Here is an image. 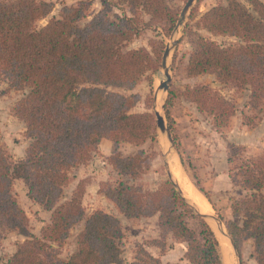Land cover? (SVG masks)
<instances>
[{"label":"trees","instance_id":"1","mask_svg":"<svg viewBox=\"0 0 264 264\" xmlns=\"http://www.w3.org/2000/svg\"><path fill=\"white\" fill-rule=\"evenodd\" d=\"M94 1L64 5L59 18L38 29L36 23L53 11V2L0 0V77L10 89L23 93L12 112L24 123L29 140L19 159L0 145V239L13 232L24 238L5 264H163L144 247L125 262L122 221L101 209L87 213L83 204L87 182L80 181L64 199L71 173L89 163L103 139L112 142L108 163L129 179L117 185L101 183L98 193L128 220L157 217L161 240L156 243L163 252L170 237L186 245L188 264H224L215 231L170 177L153 189L136 183L150 171L154 155L121 152L125 144L141 146L155 140L156 118L151 112H132L137 95L110 89H134L161 65L163 47L158 51L153 46L152 52L129 49L150 26L142 16L168 24L163 32L170 36L177 15L166 0H100L102 9L82 24ZM226 1L207 11L196 25L234 42L219 43L189 31L196 42L188 77L214 74L221 88L199 84L181 93L212 119L219 134L230 127L237 110L223 90L248 91L252 108L264 103V0ZM114 7H125L131 16L115 14ZM171 100L170 93L167 104ZM245 119L254 126L252 118ZM172 138L180 154V144ZM246 154L244 146L228 142L229 176L246 194L231 197L232 218L223 222L237 253L252 241L254 259L264 264V154ZM194 179L208 197L197 173ZM17 182L33 204L50 213L38 235L15 194ZM81 224L73 252L62 258L60 250Z\"/></svg>","mask_w":264,"mask_h":264},{"label":"rangeland","instance_id":"2","mask_svg":"<svg viewBox=\"0 0 264 264\" xmlns=\"http://www.w3.org/2000/svg\"><path fill=\"white\" fill-rule=\"evenodd\" d=\"M46 1L53 2L54 8L47 17L38 20L36 23L38 29L46 26L53 18H59L64 5H76L80 0ZM188 1L166 0L168 6L178 18L176 26L170 33V36L165 35V32H163V29L168 28V24L151 21L149 17L143 15L142 17L149 22L150 26L144 29L129 46V49L146 48L151 52L153 46L158 51H161V47H163V55L167 47L171 48L167 64L171 76L169 90L159 91L161 83L167 80L162 65L163 55L161 65L159 67L157 66V70L149 73L134 89L112 88L110 90L126 96L137 95L139 102L132 109V112H151L155 118L157 107L160 105L158 96H160L161 101V94H164L160 114L164 117L166 126L170 129L172 136H175L180 144L179 154L175 147L169 143L166 135H163L156 128L155 140H149L141 146H133L130 144L121 146V152L125 156L135 154L142 150L148 155H154L150 171L136 183L143 185L145 189L156 188L158 183L169 177V174L172 172L168 158L169 154L171 156V153L175 152L179 156L183 170L196 188L194 174L197 173L200 186L204 188L209 196L207 197L199 188L197 189L211 203L213 217L223 222V220L232 218L230 211L231 197H240L246 194L244 190L233 183L229 176L230 167L227 161L228 142L244 146L247 150V156L264 154V103L257 108H252L249 105L248 91L237 92L235 90H223V93L235 102L237 110L235 116L231 119L230 127L223 130V134H219L212 125V119L205 114H201L195 104L181 96L182 91L187 87L199 84H207L215 89L221 88L214 74H205L193 78L188 77L187 66L190 56L195 51L196 42V35L189 34V31L193 30L196 34H200L205 38H212L219 43L234 42L232 38L212 36L206 30L197 28L196 25L210 9L217 5H226V0H194L185 19L178 27V23L182 18V11ZM101 9V1H94L89 11H87V18L82 21V24L88 22ZM113 12L121 17L124 15L131 16L125 7H114ZM175 41H178V44L173 46ZM170 93L172 94V100L170 104H167ZM22 97V92L10 89L7 82L0 77V145L14 159L22 157L29 146V140L25 133V125L12 112L14 104ZM165 108H167L170 114L169 117L166 114ZM245 116L253 119L254 126L249 127L247 125L249 121L245 119ZM106 144H109L107 150L108 156L104 155ZM111 144L112 142L110 140L104 139V145L101 151L97 152L87 165L73 170L71 173V182L65 189L64 199L69 198L80 181L87 182L83 199L87 213L90 214L94 210L101 209L117 216L122 221L125 232L123 249L126 263L133 260L140 247H144L153 256L161 258L163 264H188L184 258L186 251L185 244L176 243L169 237L164 241V252L157 246L156 242L161 240V231L157 217L128 220L119 214L113 203L100 195L97 192L98 190L96 191V187L99 188L101 183L106 182L111 185H117L121 180L126 181L129 179L127 176H121L114 171L108 163L107 158L111 153ZM165 147H168L167 149L171 147L169 149L170 151L165 150ZM192 165L194 166L193 168L190 167ZM174 181L176 182V180ZM14 190L20 205L30 218L32 232L38 235L42 226L49 221L50 214L42 211L36 205L31 204L26 196L25 187L21 182L15 184ZM188 200L195 205L193 200L190 198ZM223 224L225 226L224 222ZM190 225L194 228L196 227L193 221H190ZM82 228L83 224L74 228L69 242L60 250L62 258H66L73 252L75 248V237ZM22 241H24V238L15 232L1 236L0 264H5L15 252L17 244ZM252 254L253 243L252 241H247L243 244L240 255L236 250H232L230 254L231 264H257Z\"/></svg>","mask_w":264,"mask_h":264},{"label":"bare ground","instance_id":"3","mask_svg":"<svg viewBox=\"0 0 264 264\" xmlns=\"http://www.w3.org/2000/svg\"><path fill=\"white\" fill-rule=\"evenodd\" d=\"M158 97H159L158 100L160 102V105L157 107V112L161 113L160 110H161V105H162V102L164 99V94H161V101H160V96H158ZM162 143H163V141H162ZM167 148L165 147V150ZM169 149H167L168 152L170 151ZM171 154H172L171 156L169 154L168 161H169V164L171 166V170L173 172V175L175 177L174 180H176V182L179 183V185L181 186V189L183 190L185 195H187L188 198L193 200L197 205H199L201 207V210L203 213L210 214L213 217L214 215L212 214V212H213L212 205L207 200V198L191 182V180L189 179V177L187 176V174L185 173V171L183 170V168L181 166L179 156L177 155V153L172 152ZM213 218H215V217H213ZM210 224H211L213 230L215 231L217 238L219 239L224 264H231L230 254L232 253L233 249L231 247V243H230L229 238L220 233V231L217 228L216 223L211 222Z\"/></svg>","mask_w":264,"mask_h":264},{"label":"water","instance_id":"4","mask_svg":"<svg viewBox=\"0 0 264 264\" xmlns=\"http://www.w3.org/2000/svg\"><path fill=\"white\" fill-rule=\"evenodd\" d=\"M194 0H189L187 2V4L185 5L183 11H182V18L180 20V22L178 23V27L182 24L183 20L185 19L186 17V14L189 10V8L191 7V5L193 4ZM178 44V41H175L173 43V46H176ZM170 53H171V48L170 47H167L165 52H164V55H163V62H162V65H163V68L165 70V75H166V78L167 80L166 81H163L159 87V91L160 90H164V91H168L169 90V82L171 81V76H170V72H169V68H168V59H169V56H170ZM156 115V125H157V128L160 130V132L163 134V135H166V137L168 138L169 142L172 144V146H174L173 144V138H172V134H171V131L170 129L166 126V123H165V119L164 117L159 113V112H156L155 113ZM172 173V175H171ZM169 174V177L174 181L173 179V172H171ZM175 185L177 187V189L179 190V192L182 194V196L186 199V201L188 203L191 204V206H193V208L198 212L200 213L204 219L206 220V222L210 225L211 222H214L217 224V228L218 230L220 231V233L222 235H225L229 238L230 240V243H231V246L233 248V250L235 251V247L233 245V242L231 241L226 229H225V226L223 224V222L219 221L218 219H215L213 218L210 214H205L202 212L201 210V207L199 205H197L195 203V205H193L187 198V195H185V193L183 192V190L181 189V186L179 185V183L175 182ZM211 226V225H210Z\"/></svg>","mask_w":264,"mask_h":264},{"label":"crops","instance_id":"5","mask_svg":"<svg viewBox=\"0 0 264 264\" xmlns=\"http://www.w3.org/2000/svg\"><path fill=\"white\" fill-rule=\"evenodd\" d=\"M103 145H104V139L102 140V142H101V144H100V146H99V150H98V152H100L101 151V149L103 148ZM108 148H109V144H106L105 145V152H104V155L105 156H108L109 154L107 153V150H108ZM111 150H112V144H111ZM99 188L98 187H96V191L98 190ZM98 192V191H97ZM26 196H27V194H26ZM28 198V197H27ZM30 201V200H29ZM31 202V201H30ZM31 204H33L32 202H31ZM33 205H35V204H33ZM39 209H41V207H39L38 205H36ZM42 211H44L43 209H41ZM44 212H46V211H44ZM47 213H49V212H47ZM50 214V213H49Z\"/></svg>","mask_w":264,"mask_h":264}]
</instances>
